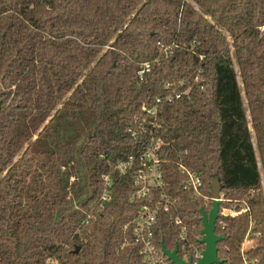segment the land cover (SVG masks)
I'll list each match as a JSON object with an SVG mask.
<instances>
[{
  "label": "trees",
  "instance_id": "trees-1",
  "mask_svg": "<svg viewBox=\"0 0 264 264\" xmlns=\"http://www.w3.org/2000/svg\"><path fill=\"white\" fill-rule=\"evenodd\" d=\"M263 27L264 0H0V264H145L132 222L159 191L131 195L151 140L173 204L157 247L204 248L217 174L220 264H264Z\"/></svg>",
  "mask_w": 264,
  "mask_h": 264
},
{
  "label": "built area",
  "instance_id": "built-area-1",
  "mask_svg": "<svg viewBox=\"0 0 264 264\" xmlns=\"http://www.w3.org/2000/svg\"><path fill=\"white\" fill-rule=\"evenodd\" d=\"M160 146L161 142L154 145L151 140L150 144L140 155L138 168L134 175V185L136 189L131 195V200L133 201L147 197L151 190L159 191L158 198L154 205H142L132 222L134 241L140 246V255L145 264H167L166 260H168L162 253L161 248L157 247L153 234V226L156 222L157 214L160 211L169 212L173 206L170 197L164 191L160 159L156 154V150ZM132 163L133 159L129 158L127 162L119 163L117 169L120 173H123ZM179 168L180 172L187 175L186 187L191 188L196 194H198L199 188L202 185L198 174L190 169H186L182 165H180ZM104 181L105 186L110 185V179L108 177H104ZM101 200H108L107 188H105ZM173 222L176 224H182V219L177 215L173 217ZM179 238L181 240L185 238V226H182ZM202 250L195 249L194 256L189 259L192 260V264H196L198 258L201 256ZM184 260L187 261L188 259L184 258ZM51 264L59 263L53 261Z\"/></svg>",
  "mask_w": 264,
  "mask_h": 264
},
{
  "label": "water",
  "instance_id": "water-1",
  "mask_svg": "<svg viewBox=\"0 0 264 264\" xmlns=\"http://www.w3.org/2000/svg\"><path fill=\"white\" fill-rule=\"evenodd\" d=\"M210 195L212 198L211 208L208 212H205L203 209L200 210L202 221L200 234L204 248L196 264L221 263L218 258L216 244L222 240V237L215 233V224L220 213V204L222 201L220 196V181L217 174H214L210 181ZM161 251L172 264H192V260L186 261L178 256L176 247L173 250H168L161 244Z\"/></svg>",
  "mask_w": 264,
  "mask_h": 264
},
{
  "label": "rangeland",
  "instance_id": "rangeland-1",
  "mask_svg": "<svg viewBox=\"0 0 264 264\" xmlns=\"http://www.w3.org/2000/svg\"><path fill=\"white\" fill-rule=\"evenodd\" d=\"M234 66H235V64H234ZM235 69H237V66H235ZM238 82H239V84L241 85V81H240V79H239V77H238ZM249 126H250V130L252 131V129H251V125L249 124ZM253 142H254V140H253ZM255 143V142H254ZM220 196H221V194H220ZM220 213L222 214V213H224V214H233V212H232V210H228V209H225V208H223V207H220ZM247 242H251V244H252V241H247Z\"/></svg>",
  "mask_w": 264,
  "mask_h": 264
},
{
  "label": "crops",
  "instance_id": "crops-1",
  "mask_svg": "<svg viewBox=\"0 0 264 264\" xmlns=\"http://www.w3.org/2000/svg\"><path fill=\"white\" fill-rule=\"evenodd\" d=\"M252 245V244H251Z\"/></svg>",
  "mask_w": 264,
  "mask_h": 264
}]
</instances>
